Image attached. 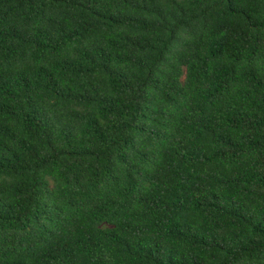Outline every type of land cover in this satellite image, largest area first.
Returning a JSON list of instances; mask_svg holds the SVG:
<instances>
[{
	"label": "trees",
	"instance_id": "16d2710c",
	"mask_svg": "<svg viewBox=\"0 0 264 264\" xmlns=\"http://www.w3.org/2000/svg\"><path fill=\"white\" fill-rule=\"evenodd\" d=\"M0 264H264V0H0Z\"/></svg>",
	"mask_w": 264,
	"mask_h": 264
}]
</instances>
